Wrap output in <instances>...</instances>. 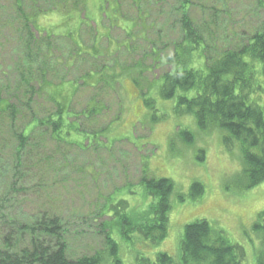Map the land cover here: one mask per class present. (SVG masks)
Returning <instances> with one entry per match:
<instances>
[{
	"label": "rangeland",
	"instance_id": "obj_1",
	"mask_svg": "<svg viewBox=\"0 0 264 264\" xmlns=\"http://www.w3.org/2000/svg\"><path fill=\"white\" fill-rule=\"evenodd\" d=\"M61 1L23 0L19 10L17 0H0V99L12 100L18 87L21 92L43 85L29 106L23 104L15 128L54 112L51 98L59 99L56 94L65 99L76 89L71 110L80 113L87 107L77 116L79 132L70 137L76 146H58L38 132L42 139L38 143L33 138L39 150L31 157L33 164H26V178L12 188V166L0 172V216L11 217L12 230L42 217L57 218L68 258L98 253L102 264H113L106 234L118 245L122 264L154 262L160 253L178 263L184 226L204 220L244 250L242 264H256L261 234L254 226H264V181L247 188L243 146L235 139L225 144L229 134L214 123L200 129L194 115L178 104L180 92L169 100L161 95L162 76L169 71L166 58L181 40L180 7L185 0ZM187 1L189 18L207 28L204 40L215 45L207 56L241 43L264 24V0L262 6L257 0ZM53 4H59L57 10ZM42 9L46 12L35 23L44 31L40 36L33 32L38 38L45 34L48 50L43 42L38 52L29 53L22 17L32 20ZM194 56L202 65L204 58ZM20 73L32 74L31 81L21 82ZM254 78L248 102L264 112V76L256 71ZM9 122L7 113H0V150L15 143ZM179 132L190 133L192 142L184 143ZM144 173L169 179L174 187L167 236L158 245L130 234L126 224L120 227L113 218L120 201L126 202L124 213L132 222L148 210L153 198L137 186ZM195 182L204 192L192 200L188 194ZM2 220L0 244L6 236ZM122 227L129 240L123 239Z\"/></svg>",
	"mask_w": 264,
	"mask_h": 264
},
{
	"label": "trees",
	"instance_id": "obj_2",
	"mask_svg": "<svg viewBox=\"0 0 264 264\" xmlns=\"http://www.w3.org/2000/svg\"><path fill=\"white\" fill-rule=\"evenodd\" d=\"M85 1H83L84 4ZM79 2L81 3V0ZM257 2L261 5L260 0ZM22 4L23 0H17L16 7L20 10L23 7ZM58 5L53 4L52 10H57ZM189 8L190 2L185 0L180 7L181 40L174 46L173 56L166 58L169 71L162 76L164 82L161 95L169 100L180 92L183 95L177 98L178 104L185 106L186 113L194 115L200 129H205L209 124L214 123L229 134V137L224 139L225 144H228L231 139L238 141L243 146L245 173L249 179L247 188L255 187L264 181V112L256 104L249 103L248 98L255 87L256 71H260L264 76V24L251 35L244 36V41L241 43L237 45L234 43L232 47L211 57L206 53L210 49L214 50L215 45L212 47L207 45L203 37L207 28L204 25L202 27L195 24L189 18ZM45 12L44 9L36 10L32 20L22 17L25 22L24 27L28 29L29 53L38 52L40 43L43 42L48 50L49 41H45V34L38 38L33 32L34 30L39 36L43 33L44 30H41L38 24L36 26L35 19ZM33 45L35 47L32 49ZM30 48L36 51H30ZM194 53L198 55L196 59L204 58L202 65L196 62ZM31 56L30 54L29 58ZM32 76V74L20 73V81L28 84ZM43 77L42 74L40 82L45 84ZM42 90L43 85L40 84L37 90H33L30 86L20 92L18 87L12 100L0 99V113H7L10 117V132L15 142L11 145V149H7L6 144L2 145L0 172L6 166H12L13 180L10 182L12 188L26 178L27 175L23 173L29 169L26 164L30 162L33 164L31 157L35 151L39 150L38 146H33V138H37L38 143L39 138L42 139L36 133L39 132V135L46 133L48 139L58 146L75 145L71 134L79 132L76 128L77 116L87 110V107L80 113H74L71 110L70 103L76 95V89L70 97L66 96L65 99L60 94H56L59 99L51 98L54 112L45 119L31 117L26 124L16 129L15 118L20 115L23 104L29 106L30 100L37 97ZM191 91L194 93L190 98L184 95ZM93 100L96 99L89 101ZM27 109L31 111L30 107ZM27 109L24 108L25 111ZM79 126L81 128V125ZM179 135L184 143L192 142L190 133L179 132ZM4 149L7 151V156L3 153ZM137 186H141L145 193L153 198L148 210L139 215V222H132L124 213L125 201H120L118 207L113 208V218L119 221L120 227L126 224L130 234H136L143 240L158 245L166 238L168 232V215L171 209L169 199L174 189L173 184L169 179H156L144 173ZM203 192V186L195 182L190 186L188 197L196 200L202 196ZM183 201L184 197L179 196V202ZM262 215L264 216V213ZM0 219H5L2 222L6 228V236L2 238V244H0V264H102V257L98 253L92 256H81L75 260L68 258L66 245L61 241V228L57 218L42 217L35 219L31 224L18 225L15 230H12L11 226L15 225V222L11 217L7 218L6 213L2 214ZM254 228L261 234V250L256 258V264H264V226L255 225ZM120 232L124 236L123 239L129 240L123 227ZM105 246L113 264H122L118 258V245L108 234L105 235ZM179 251L178 263H174L169 255L160 253L154 262L141 260V264H242L245 257L241 247L229 243L222 233L213 231L204 220L184 226Z\"/></svg>",
	"mask_w": 264,
	"mask_h": 264
}]
</instances>
